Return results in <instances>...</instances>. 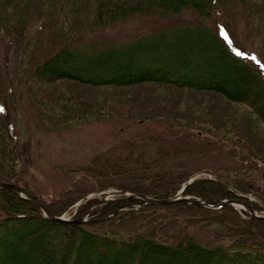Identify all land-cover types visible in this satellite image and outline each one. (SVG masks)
<instances>
[{
	"label": "rangeland",
	"instance_id": "1",
	"mask_svg": "<svg viewBox=\"0 0 264 264\" xmlns=\"http://www.w3.org/2000/svg\"><path fill=\"white\" fill-rule=\"evenodd\" d=\"M98 1L56 4L59 13L54 22L31 8L20 23L14 6L0 20V120L8 121L11 130L6 143L1 144L5 158L0 161V180L7 182L0 183L23 189L59 216L66 215L70 224L81 218L113 220L114 215L125 212L105 228L120 236L178 232L201 244H230L241 239L263 243L254 229L264 231V224L244 222L229 212L214 215L184 206L168 207L172 203L147 204L139 212L128 213L135 195L149 199L169 195L160 200L187 203L194 197L206 203L204 207L194 205L209 212L219 211L207 206L211 203L245 200L252 212L241 204L224 207H234L241 218L264 221L262 112L213 91L157 83L93 86L67 80L49 82L33 69L66 45L82 42L86 46L74 56L79 65L109 53L103 49L123 47L132 49L128 57L145 63L160 59L178 62L176 70L181 73L179 58L188 53L196 59L209 54L213 35L219 30L220 36L231 40L235 50L264 75V2L247 15L242 0H228L224 6L210 8L213 11L205 20L191 10L172 14L150 6L97 25ZM69 21L77 25L71 26ZM175 27L178 29L171 32ZM185 27L199 29L205 38ZM11 35L19 36L18 45ZM157 36L159 39L153 40ZM196 37L201 40L193 41ZM143 38L148 42L134 47L133 42ZM188 38H193L191 46L183 43ZM52 65L49 71L57 66ZM253 89L263 90L255 83ZM259 93L264 98V90ZM194 176L196 180H213V185L224 187L236 198L206 201L185 195V184ZM6 195L0 194L1 199H7ZM23 196L36 205L33 198ZM108 204L116 206L100 214ZM88 248L87 242L81 253L84 263L88 257L96 258ZM116 250L108 248L107 252ZM197 260L196 264L206 263ZM38 263L46 264L31 256L26 261Z\"/></svg>",
	"mask_w": 264,
	"mask_h": 264
},
{
	"label": "trees",
	"instance_id": "2",
	"mask_svg": "<svg viewBox=\"0 0 264 264\" xmlns=\"http://www.w3.org/2000/svg\"><path fill=\"white\" fill-rule=\"evenodd\" d=\"M226 1L228 0H99L96 23L102 25L118 16L140 12L150 6L172 14H180L185 10H191L198 13L197 18L203 17L205 20L206 14L213 11L210 8H215L220 4L224 6ZM242 1L244 2L243 14L247 15H251V10L257 8V5H263L264 2V0ZM63 2L65 0H0V20H4L6 10L14 6L17 8L15 10L16 20L19 22L22 21L31 8L34 11H39V14L49 17L54 22L55 15L59 13L55 6ZM52 13L53 15H51ZM78 15L82 14L78 13ZM76 21H69V24L71 26L77 25ZM17 26L21 28V24ZM176 29L178 27L173 28L171 32ZM185 29L192 30L197 37H203V32L199 29L195 28L196 31L192 27H185ZM219 32V30L218 32L215 31L216 34L213 35L215 39L209 54L196 59V57H190L188 53L186 58L184 56L179 58L182 60L180 66L183 71L181 73L176 70L178 62L175 64L173 62L165 63V60L160 59V61H154L155 63H145L144 60L138 61L133 57H128L127 55L132 49L123 47L120 49H103L109 53L103 54L95 61H90L89 64L79 65L76 63L77 57L74 56H76L75 52L78 49L81 50L86 46L82 42L74 43L76 44L74 46L66 45V47L43 60L41 64H36L33 70L35 74L48 79L49 82L67 80L93 86H128L141 83H157L172 84L179 88L197 91H213L233 102L247 103L256 109L258 113L262 112L264 115V98L259 93L264 90L263 73L244 60L241 54L235 50L236 48L231 45V40L223 38ZM170 34L175 35V33ZM10 37L16 45L19 44V36L11 35ZM159 37L157 36L153 40H157ZM197 37L194 40L188 38L185 42L183 40V43L191 46L193 41L201 40ZM145 41H147L146 38L133 42L135 43L134 47H141ZM176 43L174 45H177ZM55 63L56 68L49 71L50 65ZM253 83L259 85L263 90L253 89ZM54 108L57 110L55 106ZM61 112L66 113L65 110ZM7 122L3 123L0 120V161L5 158V149L1 144L3 141L6 143L11 133ZM12 144L16 147L14 141H12ZM7 162L9 161L7 160ZM5 163L4 161L1 165ZM0 181L4 182L5 180ZM212 182L214 181L211 179L196 180L186 188L184 193L189 196L202 197L206 201H217L226 197L236 198L233 196L236 194L226 191L224 187L223 189L216 187ZM217 185L220 184L217 183ZM3 193L8 195H6L7 199L4 200L0 197V264H20L21 262L26 264L29 256L38 259L40 262L44 261L46 264H152L153 262H156V264H196L197 259L202 261L205 259L206 263L202 262V264H264V242L254 243L242 241L241 239L230 244H201L194 241L195 239L192 236L182 235L178 232H174L170 236L167 233L157 236L149 232L136 233L133 236H120L115 230L105 228L113 220L120 219L121 215H125V212L117 213L114 215L113 220L109 218L99 223L82 225L58 223L45 217L37 205L30 204L8 190L0 188V194ZM140 193L151 195L147 191H140ZM167 197L169 195L162 198L158 195L154 196L156 199ZM108 205L103 207L102 212L100 210V214H105L116 206ZM180 206L194 208L214 215L229 212L244 222L252 221L261 225L264 224V221H256L247 216L241 218L232 206H226L213 212L183 202H177L168 207L176 208ZM46 207L54 216L61 215L51 207L47 205ZM144 208L145 206L130 210L128 213H136ZM254 232L261 241H264L262 235L264 231L255 228ZM185 236H189L194 240ZM168 238H172V242L168 241ZM87 242L89 244L88 249L97 259L91 260L88 257L89 260L84 263L81 261V253L86 248ZM108 248H116L117 250L111 253L107 252ZM129 260L131 261L129 262Z\"/></svg>",
	"mask_w": 264,
	"mask_h": 264
},
{
	"label": "water",
	"instance_id": "3",
	"mask_svg": "<svg viewBox=\"0 0 264 264\" xmlns=\"http://www.w3.org/2000/svg\"><path fill=\"white\" fill-rule=\"evenodd\" d=\"M196 178L195 177H192L187 183H186V186L189 185L192 181H194ZM0 188H5L11 192H14L16 194H18L20 197H23L25 198L23 195L25 196H29L31 197L26 191H24L23 189L21 188H18L14 185H10V184H4V183H0ZM23 194V195H22ZM34 199V203L39 206L43 212L52 220V221H55V222H65L64 220L60 219V218H57V217H54L50 212L49 210L46 208V206L40 202L37 198L35 197H31ZM140 198H142L143 200L142 201H139L137 203H129V205H138V206H144V205H147V204H154V205H166V204H172V203H175L177 200H171V199H167V200H160V199H149L145 196H141ZM26 199V198H25ZM245 201V200H244ZM243 200H230V201H220L218 203H214V204H209L207 206H214V207H218L219 209L224 207L225 205H235V204H241V205H244L248 210H251L250 208V205L245 201L244 202ZM185 202H188V203H193L195 205H198V206H205L206 203L202 202V201H199V200H195V199H189ZM123 209V208H122ZM117 211H119V209H117L116 211H114L113 214H115ZM252 212V210H251ZM106 218H102L100 220H97V221H91V222H101V221H104ZM88 221H86L85 219H79V220H75L73 221V224H82V223H86Z\"/></svg>",
	"mask_w": 264,
	"mask_h": 264
}]
</instances>
